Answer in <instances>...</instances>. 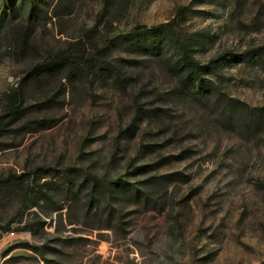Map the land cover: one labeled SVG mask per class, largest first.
<instances>
[{
	"label": "rangeland",
	"instance_id": "rangeland-1",
	"mask_svg": "<svg viewBox=\"0 0 264 264\" xmlns=\"http://www.w3.org/2000/svg\"><path fill=\"white\" fill-rule=\"evenodd\" d=\"M23 11L17 6L6 22H24ZM165 21L191 45L193 57L209 66L225 99L245 108L264 104V68L251 60L255 48L264 49V0H50L46 13L29 25L43 55L93 24L90 43L102 45L113 34L129 35L135 23ZM129 45H117L109 57L127 56ZM21 62L0 40V91L17 82ZM137 72L136 85L152 92L155 104L162 102L161 126L175 125L173 138L180 141L142 153L135 152L133 139L126 151L110 156L115 124L129 115L133 93L122 95L111 82L89 76L74 84L63 76L62 105L52 108L60 121L43 130L9 132L0 148V174L53 167L40 171L38 181L54 182L52 198L60 208L37 193L31 176L22 181L30 186L25 197L19 189L0 196V264H264V129L254 139L223 128L213 113L186 99L174 102L166 92L171 79L155 57L143 58ZM145 130L150 135L156 128L143 127L140 134ZM179 147L184 158L174 157ZM157 157L156 172L176 177L166 187L169 201L127 198L115 221L84 217L80 203L61 189L67 167L125 177ZM32 198L37 205L30 204ZM30 211L44 221L37 233L16 228ZM52 237L58 239L53 250L46 247ZM44 243L42 255L32 248Z\"/></svg>",
	"mask_w": 264,
	"mask_h": 264
},
{
	"label": "trees",
	"instance_id": "trees-1",
	"mask_svg": "<svg viewBox=\"0 0 264 264\" xmlns=\"http://www.w3.org/2000/svg\"><path fill=\"white\" fill-rule=\"evenodd\" d=\"M49 1L0 0V40L3 46L10 49L16 62L22 60L17 82L0 91V148L2 139L9 132L20 129L43 130L60 121V115H56L52 108L55 102L58 106L62 105L63 76L70 84L84 83L89 76L90 79L111 82L122 95L133 93L129 115L124 121L120 119L115 124L116 134L109 150L110 156H113L117 149L126 151L129 141L133 139L138 141L135 144V152L142 153L155 151L171 141L179 142L180 139L173 138L179 132L175 125L161 126L162 102L155 104L153 93L143 90L135 83V77L139 74L137 68L142 59L151 56L157 58L160 68L171 79V87L166 92L174 102L186 99L188 105L206 110L208 116L213 113L212 120L223 128L235 129L237 133L250 137L254 135V139L264 129V104L245 108L225 99L215 80L209 76L212 72L209 66L201 64L193 57L191 45L178 35L170 21L154 26L135 23L129 35L113 34L102 45L90 43L96 30V24H93L85 28L80 36L69 39L65 46L45 50L43 55L39 54L38 42L29 24L46 13ZM115 1L119 4L126 2ZM17 6L24 9V22H6ZM117 42L119 44H116ZM123 43L130 44L129 50L132 49V53L128 52L127 56L123 57L115 52L113 57H109V51ZM262 47L255 48L251 55V60L260 68H264ZM148 126H155L156 130L150 135L146 130L143 131L142 134L146 138L140 140L143 138L141 129ZM159 137L161 139L157 142ZM152 146L156 148H151ZM177 150L178 153L174 157L184 158V149L179 147ZM157 159L158 157L137 165L134 171L125 177L97 176L88 171H81L79 167H67L59 177L61 189L69 194L70 199L80 203L84 217L102 215L109 223L122 217L127 198L134 202L158 205L169 201L165 194L166 187L176 177H173V172L157 173V168H160ZM51 168L53 169L49 165H37L26 172L6 171L0 174V196L19 189V193L25 197L30 186L22 181L26 176H31L37 193L52 198L57 188L53 185L54 182L38 181L41 177L40 171H49ZM37 203V198L30 201V204ZM50 205L52 208H60L53 198ZM25 206L22 203L21 207ZM29 213L30 218L27 217L26 221L16 228L37 233L44 221L38 219L35 211ZM3 228L8 229L10 226L5 225ZM51 242L47 246L44 243L32 248L42 255L44 246L52 250L57 247V237H52Z\"/></svg>",
	"mask_w": 264,
	"mask_h": 264
}]
</instances>
